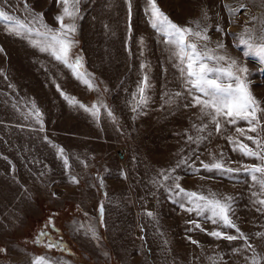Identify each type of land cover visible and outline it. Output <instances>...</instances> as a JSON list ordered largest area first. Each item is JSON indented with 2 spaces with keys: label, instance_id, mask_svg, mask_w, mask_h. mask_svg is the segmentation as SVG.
Wrapping results in <instances>:
<instances>
[{
  "label": "rangeland",
  "instance_id": "obj_1",
  "mask_svg": "<svg viewBox=\"0 0 264 264\" xmlns=\"http://www.w3.org/2000/svg\"><path fill=\"white\" fill-rule=\"evenodd\" d=\"M25 2L49 27H59L57 0H10L15 8L5 10L24 19ZM156 3L180 26L195 27L192 22L206 10L211 46L223 42L228 55L247 66L251 91L264 107V63L245 56L247 49L234 39L264 21L260 0H239L246 7L234 17L224 5L235 7L237 0ZM147 7V0H80L69 59L81 58L78 74L92 88L0 25V264H33L37 257L49 264H251L254 254L264 264V236L256 235L264 233V214L251 197L258 189L243 171L220 175L200 163L215 157L232 169L256 164L234 151L227 137L254 145L229 125L216 133L209 124L213 135L199 134L207 137L199 146L188 141L198 135L192 125L201 124L199 109H185L183 96L173 97L185 90L162 37L148 22ZM217 26L224 31H215ZM145 76L147 103L140 104L138 85ZM94 104L95 118L85 111ZM169 172L187 191L232 197L231 219L247 243L209 235L238 234L174 203L179 197L169 192L173 181L162 175Z\"/></svg>",
  "mask_w": 264,
  "mask_h": 264
},
{
  "label": "snow or ice",
  "instance_id": "obj_2",
  "mask_svg": "<svg viewBox=\"0 0 264 264\" xmlns=\"http://www.w3.org/2000/svg\"><path fill=\"white\" fill-rule=\"evenodd\" d=\"M127 2V0H126ZM57 3L62 5L61 14L55 17L58 23V28H51L43 20L42 13H35L28 10V5L25 2V9L28 10V15L21 19L9 11L5 10V6L15 8L14 4H10V0H0V25H3L5 30L10 35L26 39L33 47H36L41 52H47L56 61L64 64L72 70L78 80H82L89 88L93 85L89 80L82 79L78 74L82 72L81 58L77 57L70 62V51L74 45L71 39L72 34L76 32L75 20L79 17L80 0H57ZM148 7L145 9L146 14L150 12L149 24L155 33L162 37V43L170 53V58L175 61L184 93L176 92L173 97L179 99L183 96L185 103L183 107H198L199 114L197 119L201 121L200 125L193 124L192 128L198 134L195 137L189 135L188 141L199 146L207 137H211L213 132L209 130V124L214 125L215 132L220 133L224 125L234 126L235 132L243 136L246 140L251 141L254 147L247 143L234 140L233 137H227L230 144L233 145L234 151H239L240 154L249 159L257 161L256 164L242 165L241 168L232 169L223 164V160H215L209 164L201 161V167L205 171L216 170L220 175L243 174L248 176L252 181V188H257L258 191L251 192L252 204L259 205L256 211L264 214V138L261 133L264 132V107L260 101L253 95L251 91V82L248 79L249 69L246 65H241L240 62L228 55L226 45L223 42H217L215 46H211V38L209 36V16L206 10L202 11L201 20L192 22L195 27L180 26L170 19L160 7L156 0H147ZM260 6L264 7V0H260ZM246 6L242 3L234 7L230 4H225L224 8L230 17H234ZM129 13H131V5L129 3ZM67 18V23L65 22ZM255 20L256 18H251ZM217 32L224 30L217 26ZM238 41L239 46L245 47V56L252 55L259 58L261 63H264V21H261L258 29L245 28L242 33L234 37ZM143 43V41H141ZM2 51V49H0ZM143 67V65H142ZM148 77L143 78L142 84L138 85L139 103H147L145 88L147 87ZM63 94V93H62ZM65 99H68L65 96ZM133 99H137V94H133ZM72 103L73 101H69ZM172 103L171 100L168 101ZM139 105H134L135 107ZM80 107H84L80 105ZM35 109V105H33ZM85 111H90L95 118L99 109L94 104L91 109L85 108ZM35 115L39 122V112L35 111ZM109 116L113 114L109 111ZM205 119L207 122H205ZM243 122L247 128L240 127ZM207 131V137L199 135ZM255 133L256 135H249ZM63 153V149H59ZM222 156V154H221ZM197 159L199 157L197 156ZM187 163V158L178 162L179 164ZM64 164L67 166L68 161L64 159ZM192 167V165H188ZM174 171V169L172 170ZM194 173L199 171L193 170ZM165 181L172 180L173 184L169 187V192L175 190L176 196L179 199L174 200L179 207L188 212L195 213L197 216H206L212 224H221L225 228L235 229L238 235H228L221 231H212L209 233L217 239L223 238L228 241L243 239L247 243V236L240 231L237 225L231 219V214L234 213L233 198L224 196L218 198L215 193L207 195L194 191H187L181 187L179 183L180 177L172 176L171 173L162 174ZM202 179L204 177H201ZM99 212L103 216L104 208L100 206ZM147 215L151 217L152 212ZM196 228H201L200 224L195 220L189 221ZM203 231V229H201ZM43 235V233H41ZM95 237V233H92ZM257 237L264 236V233H257ZM197 243L196 241H192ZM53 247V245H48ZM251 247V245H248ZM238 251V250H237ZM33 264H49L45 257L34 258ZM251 264H259V258L254 254Z\"/></svg>",
  "mask_w": 264,
  "mask_h": 264
},
{
  "label": "bare ground",
  "instance_id": "obj_3",
  "mask_svg": "<svg viewBox=\"0 0 264 264\" xmlns=\"http://www.w3.org/2000/svg\"><path fill=\"white\" fill-rule=\"evenodd\" d=\"M60 192V191H59Z\"/></svg>",
  "mask_w": 264,
  "mask_h": 264
},
{
  "label": "water",
  "instance_id": "obj_4",
  "mask_svg": "<svg viewBox=\"0 0 264 264\" xmlns=\"http://www.w3.org/2000/svg\"><path fill=\"white\" fill-rule=\"evenodd\" d=\"M121 156V155H120Z\"/></svg>",
  "mask_w": 264,
  "mask_h": 264
}]
</instances>
